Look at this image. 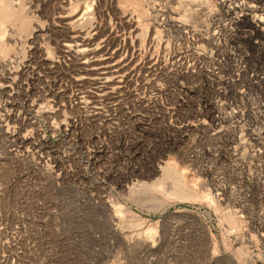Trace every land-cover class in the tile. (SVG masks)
<instances>
[{
  "label": "rangeland",
  "instance_id": "obj_1",
  "mask_svg": "<svg viewBox=\"0 0 264 264\" xmlns=\"http://www.w3.org/2000/svg\"><path fill=\"white\" fill-rule=\"evenodd\" d=\"M0 23V264H264V0H1ZM165 162L212 200L171 197Z\"/></svg>",
  "mask_w": 264,
  "mask_h": 264
},
{
  "label": "bare ground",
  "instance_id": "obj_2",
  "mask_svg": "<svg viewBox=\"0 0 264 264\" xmlns=\"http://www.w3.org/2000/svg\"><path fill=\"white\" fill-rule=\"evenodd\" d=\"M197 1H200L202 3V5L207 6L208 0H197ZM0 3H1V0H0ZM4 6H2V7H4ZM86 14H87L86 11L81 12L80 15H78L73 20V22L74 23L76 22L77 25L78 24L80 25L87 18ZM3 19H1V20H3ZM155 21H157L156 15H155ZM74 32L72 35H69L70 39L68 40V42L66 41L64 43L67 50L68 51L73 50L72 52L75 51V54L77 53V54H79V56H82V58L83 57L85 58L83 60L85 63L89 64L88 66L92 65V68H94L95 70L98 68V71H100L99 67L105 61V60H102L104 57H101V56H103V55L98 57V55L101 54L100 52H99L100 54H97L99 49L97 47H88L87 46V44L91 41L90 40L91 38H88L84 33H82L81 29H78V31H76V33H74ZM88 54H91V58L87 56ZM97 65H99V66H97ZM105 69H106V67H105ZM106 74L104 71H102L99 73V75L97 76V79H96L97 90L102 94L107 91L108 87H110V76L106 75ZM160 168L162 169V171L164 173L162 178L165 180L167 177H170L172 180V183L170 185H168V187H169L168 194H170L171 197H173V198H190V197L197 198L200 196V197L209 198L210 200H212V198H211L212 195L210 194V192L205 191V192L197 193L193 188H189L188 186H186V184L184 183V179H183V171H180V172L176 171L174 165L171 164L170 162H165L164 165L160 166Z\"/></svg>",
  "mask_w": 264,
  "mask_h": 264
}]
</instances>
